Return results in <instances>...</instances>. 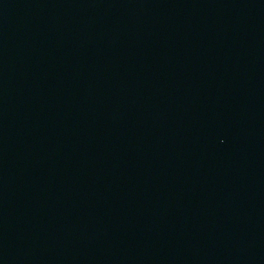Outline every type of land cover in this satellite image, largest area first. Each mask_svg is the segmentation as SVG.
Returning a JSON list of instances; mask_svg holds the SVG:
<instances>
[{
	"label": "water",
	"instance_id": "water-1",
	"mask_svg": "<svg viewBox=\"0 0 264 264\" xmlns=\"http://www.w3.org/2000/svg\"><path fill=\"white\" fill-rule=\"evenodd\" d=\"M0 264H264V0H0Z\"/></svg>",
	"mask_w": 264,
	"mask_h": 264
}]
</instances>
